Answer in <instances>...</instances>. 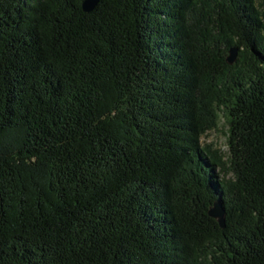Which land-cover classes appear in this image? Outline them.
I'll use <instances>...</instances> for the list:
<instances>
[{"label":"trees","instance_id":"16d2710c","mask_svg":"<svg viewBox=\"0 0 264 264\" xmlns=\"http://www.w3.org/2000/svg\"><path fill=\"white\" fill-rule=\"evenodd\" d=\"M86 1L0 0V264H264V0Z\"/></svg>","mask_w":264,"mask_h":264},{"label":"water","instance_id":"95a60500","mask_svg":"<svg viewBox=\"0 0 264 264\" xmlns=\"http://www.w3.org/2000/svg\"><path fill=\"white\" fill-rule=\"evenodd\" d=\"M99 0H87L83 7L85 12H91L96 5L98 4ZM239 50L237 48H232L229 52V57L227 59V62L229 65H234L238 58ZM210 217L217 219L219 221V224L222 228L226 227L225 223V211L223 206L219 201H216L214 203V207L209 212Z\"/></svg>","mask_w":264,"mask_h":264},{"label":"rangeland","instance_id":"374dc122","mask_svg":"<svg viewBox=\"0 0 264 264\" xmlns=\"http://www.w3.org/2000/svg\"><path fill=\"white\" fill-rule=\"evenodd\" d=\"M228 128L223 119L219 123V127L214 131L209 132L202 138V143L211 145L214 149L219 150L224 156L228 153L227 142Z\"/></svg>","mask_w":264,"mask_h":264}]
</instances>
